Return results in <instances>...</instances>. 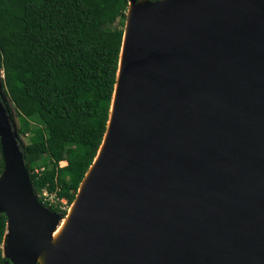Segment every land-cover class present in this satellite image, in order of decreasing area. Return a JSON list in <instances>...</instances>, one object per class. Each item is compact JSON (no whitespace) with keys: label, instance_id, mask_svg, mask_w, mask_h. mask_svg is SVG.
<instances>
[{"label":"water","instance_id":"1","mask_svg":"<svg viewBox=\"0 0 264 264\" xmlns=\"http://www.w3.org/2000/svg\"><path fill=\"white\" fill-rule=\"evenodd\" d=\"M146 1L52 264H264V0ZM18 135L0 90L2 253L37 264L63 215L39 201Z\"/></svg>","mask_w":264,"mask_h":264},{"label":"trees","instance_id":"2","mask_svg":"<svg viewBox=\"0 0 264 264\" xmlns=\"http://www.w3.org/2000/svg\"><path fill=\"white\" fill-rule=\"evenodd\" d=\"M127 8L128 0H0L1 87L17 133L28 138L22 151L41 203L46 193L69 208L96 157ZM6 222L1 214L0 264L8 261L2 253Z\"/></svg>","mask_w":264,"mask_h":264},{"label":"bare ground","instance_id":"3","mask_svg":"<svg viewBox=\"0 0 264 264\" xmlns=\"http://www.w3.org/2000/svg\"><path fill=\"white\" fill-rule=\"evenodd\" d=\"M147 4L146 0H140L136 2L135 4L131 3L129 4L128 7V22L126 26V32H125V37L123 41V48L121 52V58L119 62V73H118V79H117V85L115 88V93H114V98H113V103L111 107V116L108 122V127H107V132L104 137L103 143L97 153V156L95 157L92 165L89 167L85 178L83 179V182L81 183V186L79 188L78 195L76 197V200L73 202V204L69 207L67 215L63 216L61 220L58 221L55 230L52 233L51 241L49 245L42 251V253L39 255L37 264H52L54 257L58 258L61 254L62 247L65 244V241L67 239L68 233L71 229V226L73 224L75 215L77 213L78 207L85 195V192L87 191L89 184L95 174V171L101 162L108 140L111 132V128L113 125V120H114V113L116 109V104H117V97L119 93V85L121 81V76H122V69H123V61H124V56H125V48H126V41H127V36H128V31L130 27L131 20L134 16V14L144 5Z\"/></svg>","mask_w":264,"mask_h":264},{"label":"rangeland","instance_id":"4","mask_svg":"<svg viewBox=\"0 0 264 264\" xmlns=\"http://www.w3.org/2000/svg\"><path fill=\"white\" fill-rule=\"evenodd\" d=\"M2 78H3L2 71L0 70V85L1 86H2V84H1ZM0 90H1L2 98L4 100V105L8 111V114L10 115L11 120L13 121V123L17 129V122H16V118L14 115V109L12 107V104L9 101L8 97L4 94L2 87ZM18 140H19V143H20V146L22 149H23V147H25L28 144V138L27 137H23V136L18 135ZM61 165H65V163H61ZM42 204H46L47 208L51 209L52 211H54L58 215H61V213L59 211H57L56 209H58V210L60 209L61 211L65 210L66 215L68 213L69 208L65 207L64 206L65 204L57 205V199L54 195H47L46 193L43 194Z\"/></svg>","mask_w":264,"mask_h":264}]
</instances>
